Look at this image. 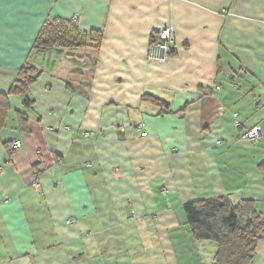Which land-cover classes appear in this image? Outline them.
<instances>
[{
	"label": "crops",
	"instance_id": "0c3cea01",
	"mask_svg": "<svg viewBox=\"0 0 264 264\" xmlns=\"http://www.w3.org/2000/svg\"><path fill=\"white\" fill-rule=\"evenodd\" d=\"M54 18L90 44L33 50ZM168 26L171 59L149 62ZM24 63L42 72L0 131V264H212L185 203L251 200L264 217V0H0V91Z\"/></svg>",
	"mask_w": 264,
	"mask_h": 264
},
{
	"label": "trees",
	"instance_id": "16d2710c",
	"mask_svg": "<svg viewBox=\"0 0 264 264\" xmlns=\"http://www.w3.org/2000/svg\"><path fill=\"white\" fill-rule=\"evenodd\" d=\"M87 34L72 20L48 19L32 49L88 46L90 43H87ZM89 36L100 40L102 34L93 31ZM41 72L36 66L24 63L10 89L0 91V131L10 117V95L23 96L24 108H30L32 102L26 94ZM15 118L21 125L27 121L26 113L20 110L16 111ZM184 213L194 240L215 243L212 264H252L259 240L264 237V217L255 209L253 201L242 200L235 203L225 196L199 199L185 203Z\"/></svg>",
	"mask_w": 264,
	"mask_h": 264
},
{
	"label": "built area",
	"instance_id": "2783aa9c",
	"mask_svg": "<svg viewBox=\"0 0 264 264\" xmlns=\"http://www.w3.org/2000/svg\"><path fill=\"white\" fill-rule=\"evenodd\" d=\"M176 37L175 29L171 26L164 27L160 31H158L156 38L153 42H151L147 60L149 62H155L164 64L167 63L172 56V43L174 42ZM235 126L236 128H242L243 124L241 120L239 119V114L235 113ZM147 132H143L141 135L146 136ZM262 136V130L261 127H253L251 129H245L243 134L241 135V140L243 143H247L249 145H255L257 144L258 140ZM217 144H223V140L219 139L217 141ZM22 147V144L19 140H14L12 143V149L17 150ZM37 189H39V184L36 183L34 185ZM74 220L70 219L68 223H73Z\"/></svg>",
	"mask_w": 264,
	"mask_h": 264
},
{
	"label": "rangeland",
	"instance_id": "374dc122",
	"mask_svg": "<svg viewBox=\"0 0 264 264\" xmlns=\"http://www.w3.org/2000/svg\"><path fill=\"white\" fill-rule=\"evenodd\" d=\"M23 100H24V98H23Z\"/></svg>",
	"mask_w": 264,
	"mask_h": 264
}]
</instances>
